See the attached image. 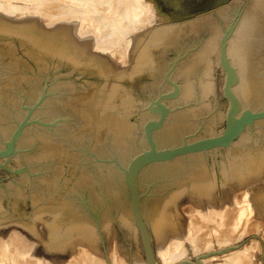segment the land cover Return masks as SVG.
<instances>
[{
	"label": "water",
	"instance_id": "obj_1",
	"mask_svg": "<svg viewBox=\"0 0 264 264\" xmlns=\"http://www.w3.org/2000/svg\"><path fill=\"white\" fill-rule=\"evenodd\" d=\"M263 167L264 0H145L120 69L0 19V228L18 224L49 250L100 238L112 264L104 234L125 221L157 264L150 228L168 207Z\"/></svg>",
	"mask_w": 264,
	"mask_h": 264
},
{
	"label": "bare ground",
	"instance_id": "obj_2",
	"mask_svg": "<svg viewBox=\"0 0 264 264\" xmlns=\"http://www.w3.org/2000/svg\"><path fill=\"white\" fill-rule=\"evenodd\" d=\"M64 1L66 2L65 3L66 6H68V9H69L68 12L71 11L72 14L74 15L79 14V16L84 17L85 21L86 20L90 21L89 24L93 25L92 29L85 30L84 28H82L81 32L82 31L83 33L84 32L87 33V31L88 32L89 31L98 32L97 43L95 47L93 46L95 49H97L98 51L99 50L103 51V53L107 52L109 55L118 58L121 62L127 63V61L129 60L127 56L130 50V46L133 43L134 39L138 36V33H140L145 0H64ZM100 4L107 5V6L105 8H102V10H100V12L98 11L99 13L96 14L95 12L98 10ZM52 6L55 7L53 3H52ZM0 7H3V4H1ZM101 7H104V6H101ZM4 8H6L5 11L15 10V12H16V9H18L14 7L12 8L10 6L9 7L4 6ZM39 8H41V6ZM104 10H108V11L110 10V12L107 13ZM22 11H26V10H22ZM43 15L47 16L46 13ZM60 15H62V17L59 16L57 18L56 16H54L56 17L55 19L53 16H51L48 20L52 23L57 22L56 21L57 19L64 20L65 18L63 17L64 16L63 12H61ZM138 18L141 19L139 22H137L136 20ZM63 23H66V22H63ZM135 31H137V33H134ZM262 169H264V167ZM260 172L258 173V175H255V177L256 176L258 177ZM261 173H263V171ZM240 178L241 177H239V179ZM259 182L260 181H258V183L256 184L257 187L260 185ZM245 188H246L245 191L247 192L248 196H250V194L254 193L255 191V187L252 185H248ZM205 197H208V196L206 195ZM249 198H248V204L244 206L242 205L240 206V204H238L239 203L238 200H237L238 203H236V199H235L234 205L232 202V204L229 203V204H225L221 206H218L219 204L218 205L210 204L208 209H203V208L198 207L196 209L197 215L194 214L195 212H192L193 214L191 215L188 213L189 217L187 220L188 221L187 225L185 227L183 226V228L181 226L182 228L181 231H179V228L177 227L178 225H176L175 223L174 224L172 223L173 224L172 227L175 230L173 233L171 232L172 234H169V236H167L165 239H162L164 242L159 247V251H157L159 253V255L157 256V264H174L175 262L181 260L183 257H186V256L189 257L191 255L190 254L191 252L189 253L190 254L189 256L187 254L189 250L191 251V249L195 253L197 252V254L200 252H204L211 247L210 246L211 237L216 238V240H218L216 242H219L220 245L222 244L228 245L232 243V241L234 240L235 241L237 239L239 240L240 237L244 233H247L246 231L248 230V229L245 230L244 228L242 231H240L239 223L242 220V218L245 216L247 211L253 208L251 207L253 206L252 204L253 202ZM259 198L261 200V197ZM255 206L257 207V205ZM188 210H192V209L191 208L189 209L188 207ZM254 210H257V209H254ZM252 212L254 214L255 211H252ZM170 214H172V212ZM123 223H128V222L123 221ZM167 226L169 227V224ZM168 227H165V228L167 229ZM164 230L163 232L165 233ZM164 233L158 232V234H161V235H163ZM18 234L16 233V231H14V233H11V235L7 237V239L3 238L4 237L3 235H2L3 237L0 238V248L2 247L0 249V252H1L0 253V264H108V260L106 258L105 252L99 251L93 248L91 244V242L93 241L92 237L77 236L71 239L70 241L66 242L65 244L55 248L57 250L65 251L69 246H73L72 248L73 250L71 251V254L69 255V257L58 261L55 259L36 255L33 252L35 245H33V247L29 246L31 242L27 244V241ZM78 239H81L82 242H80ZM112 241L114 242V240ZM242 248L243 249L239 248V249H235V250L228 252L231 254L227 256H229V259L231 258V261L233 262L232 264H250L251 263L250 258H252L253 256L252 252L254 250L251 251L252 249L248 247L247 245L246 246L244 245V247ZM228 253H224V254H228ZM107 254H108V259L111 261L112 264H146L145 257L144 259L139 258L133 252L130 253V255L128 256L127 254L123 252V250H121V248L118 247V245H113L112 247L107 246ZM213 257H215V255L205 258L203 262L205 263L206 260L211 259Z\"/></svg>",
	"mask_w": 264,
	"mask_h": 264
},
{
	"label": "rangeland",
	"instance_id": "obj_3",
	"mask_svg": "<svg viewBox=\"0 0 264 264\" xmlns=\"http://www.w3.org/2000/svg\"><path fill=\"white\" fill-rule=\"evenodd\" d=\"M40 1L41 0H31V1L30 0H0V5L3 4V7H0V19L7 20V21L11 20L12 22H15V23H28V24L34 25L35 27H37L38 29L43 30V31L62 34L64 36L70 38L72 41H74V43L77 45V47L83 53L90 54V55H96L100 59H102L104 62H106L107 64H109L110 66H112L114 68L120 69V68H125V67L130 65V63L132 62L136 47H137L138 38H139L140 33H138V36L136 37L137 39L136 38L134 39L135 42L133 41V43H132L133 45L131 44V46H130V50H129L128 56H127V58L129 60L127 61V63L121 62L118 58L109 55L107 52L103 53V51H100V50L98 51L97 49L94 48L96 43H97L98 32H91V31H89V32L87 31V33H85V32L83 33V31L81 32L82 28H84L85 30L86 29H92L93 25L89 24L90 21H87V20L85 21L84 17L79 16V14L74 15V14H72L71 11L68 12L69 9H68V6H66V4H65L66 2L64 0H62V1L61 0H42L41 2ZM44 1H45V3H44ZM33 3H35L36 5ZM52 3H53V5H55V7L52 6ZM4 6H6V7L10 6L12 8L14 7V8H18V9H16V12H15V10H13V11H7L6 10L5 11L6 8H4ZM40 6H41V8H39ZM101 6H104V7H101ZM106 6L107 5L100 4L98 10L95 13L98 14L100 12V10H102V8H105ZM43 8H45L46 10ZM54 8L56 11L54 10ZM22 10H26V11H22ZM37 11L38 12L40 11V12L38 13ZM104 11L107 13L110 12V10L109 11L104 10ZM44 12L47 14V16L43 15V14H45ZM61 12H63V15H64L63 17L65 18L64 19L65 21L61 20V19H59V20L57 19L56 20L57 22L52 23L48 20L51 16H53V17L56 16L57 18L59 16L62 17V15H60ZM56 17H54V18L56 19ZM75 17H76V19H75ZM67 18H68V20H67ZM138 19H136L137 22H139L141 20V19H139V20ZM61 21H62V23H61ZM63 22H66V23H63ZM137 31H135L134 33H137ZM129 56H130V58H129ZM262 171H263V173H261ZM262 171L260 172L258 177L256 176L257 178L255 177V175H251V174H245L244 176H242L240 178L241 180L239 179V177H236L233 180H231L229 183H227L225 186L215 190L212 193V195H210V196L207 195L208 197H205L206 195L199 194L196 191L194 192L192 189L188 190L185 193V195L178 200L176 206L171 205L170 207H168L167 209L169 211L166 209V211H165V215L167 218L166 224L163 227V229H161L159 231V232L164 233L163 230L165 229L164 230L165 233L163 235H161V234L155 233L150 228L157 256L159 255V253L157 251H159V247L164 242L162 239H165L167 236H169V234H172L174 232L175 229L172 227L173 224L175 223L176 225H178L177 227L179 228V231H181L183 226L185 227L187 225V222H188L187 220L189 217L188 215L193 214L192 212H195L194 214L197 215L196 209L198 207L203 208V209H208L210 204H216V205L219 204L218 206H221V205H225V204H229V203L232 204V202L234 205L235 199H236V203H238L237 202V200H238L239 201L238 204H240V206L241 205L244 206V205L248 204V198L250 197L249 199H251L253 202L252 203L253 206H251V207H253V208H251L252 210L249 209L247 211V213L245 214L244 217L247 220L243 217L239 223L240 231H242L245 228V230L248 229L246 231L247 233H244L240 237L239 240L238 239L236 241L234 240L230 244H236V243L243 242V244L240 247L235 248V249H239V248L243 249L242 247H244V245L245 246L247 245L248 247H250L252 249L251 251L254 250L252 252L253 256H252V258H250L251 263L250 262L249 263L250 264H264V234H263L264 233V228H263L264 227V206H263L262 200H260V198H259V197H261V193L264 191V169H262ZM256 175H258V174H256ZM258 181H260L259 182L260 185L257 187L256 184L258 183ZM248 185H252L255 187L254 193L250 194V196H248L247 192L245 191V189H246L245 187ZM242 190H244L245 192ZM191 191H192V193H191ZM241 191H242V193H241ZM255 205H257V207ZM186 206H187V208H186ZM188 207H189V209L191 208L192 210H188ZM184 208H186V209H184ZM254 209H257V210H254ZM186 211H188V212H186ZM252 211H255L254 214ZM171 212H172V214H170ZM168 215H169V217H168ZM257 219H259V220H257ZM168 224H169V227L167 226ZM181 226H182V228H181ZM165 227H168V228L166 229ZM13 230L16 231L17 234L19 233L18 235L23 237L27 241V244H29L31 242V244H29V246L33 247V245H35L33 252L36 255H40V256H44L47 258H51V259H55V260L60 261L61 259L68 258L69 255L71 254V251L73 250L72 249L73 246H69L65 251H61V250H57V249L49 250L44 245V243L41 242L36 236H34L32 233H30L29 231H27L23 227L19 226L18 224H10V225L5 226V227L2 226V228H0V238H2L4 236L3 238L7 239V237H9L11 235V233H14ZM104 237H105V241H106V244L108 247H112L113 245H118V247L121 248V250H123V252L125 254H127L128 256L130 255V253L133 252L137 257L144 259L143 248H142L139 232H138V230L134 224L123 223V221H117L109 227V229L104 234ZM211 239H210V244H211L210 248H219V247L225 245V244L220 245L219 242H216L218 240H216V238H214V237L213 238L211 237ZM78 240L80 242H82L81 239H78ZM112 240H114L115 244ZM116 243H118V244H116ZM91 244H92L94 249H97L99 251H104L102 248L100 238H93V241L91 242ZM203 245H204V243H203ZM253 245H255L256 247ZM257 246H259V247H257ZM235 249H231L230 251L235 250ZM230 251H228V252H230ZM228 252H225V253H228ZM193 253H195V252L191 249V251L190 250L188 251L187 255L188 256L190 255L189 257L194 258V256L197 254V252L195 254H193ZM103 254H104V252H103ZM223 254L224 253L215 255V257L206 260L204 264H211V263H213V264H232L233 262L231 261V258L229 259V256H227V255H231V254L230 253L224 254V256H223Z\"/></svg>",
	"mask_w": 264,
	"mask_h": 264
}]
</instances>
